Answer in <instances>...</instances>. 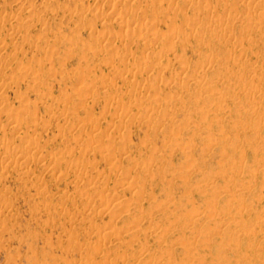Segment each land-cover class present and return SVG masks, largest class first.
<instances>
[{
  "label": "rangeland",
  "instance_id": "rangeland-1",
  "mask_svg": "<svg viewBox=\"0 0 264 264\" xmlns=\"http://www.w3.org/2000/svg\"><path fill=\"white\" fill-rule=\"evenodd\" d=\"M0 264H264V0H0Z\"/></svg>",
  "mask_w": 264,
  "mask_h": 264
},
{
  "label": "bare ground",
  "instance_id": "bare-ground-1",
  "mask_svg": "<svg viewBox=\"0 0 264 264\" xmlns=\"http://www.w3.org/2000/svg\"><path fill=\"white\" fill-rule=\"evenodd\" d=\"M191 4H192L193 7H196V6L199 5L198 2H195V1H194L193 3H191ZM104 6H105V5H104ZM85 18H87V17H85ZM83 22H84V20H83ZM113 65H114V64H113ZM113 65H111V67H112ZM113 67L116 68L115 66H113ZM130 69L132 70V68H130ZM127 71H128V72H127L128 74H129L130 72H131L130 74H133V73H132L133 70L129 72V69H128ZM120 72H121V73H119V74L123 75V74L125 73V70H123V74H122V71H120ZM127 73H125V75H126ZM119 76H120V75H119ZM130 76H131V75H130ZM121 77H122V76H121ZM122 78H123V79H125V78L127 79V77L124 76V75H123ZM130 78H131V77H130ZM130 78H129V79H130ZM121 80H122V79H121ZM122 81L125 82V80H122ZM126 81H127V80H126ZM64 86H65V85H64ZM33 113H34V112H33ZM33 113L28 114V117H29L30 115H31V116L34 115ZM9 117L11 118L10 121H12V120L14 119L13 116H9ZM207 144H208V143H207ZM33 151H34V152L38 151V148L36 147ZM101 156H102V155H101ZM147 157H148V156H147ZM145 158H146V155H145ZM145 158H144L143 160H147V159H148V158H146V159H145ZM30 160H31V159H30ZM27 163H28V162H27ZM67 184L69 185V182H68V183L66 182V186H67ZM96 192H98V190H96ZM98 193H99V192H98ZM211 206L214 207L215 205H211Z\"/></svg>",
  "mask_w": 264,
  "mask_h": 264
}]
</instances>
